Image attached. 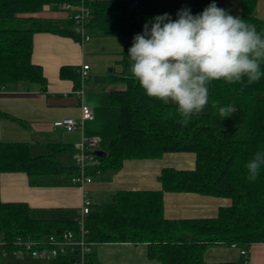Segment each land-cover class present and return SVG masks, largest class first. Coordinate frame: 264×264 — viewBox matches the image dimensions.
Wrapping results in <instances>:
<instances>
[{
  "label": "trees",
  "instance_id": "obj_1",
  "mask_svg": "<svg viewBox=\"0 0 264 264\" xmlns=\"http://www.w3.org/2000/svg\"><path fill=\"white\" fill-rule=\"evenodd\" d=\"M218 1L87 0L91 9L88 30L134 38L143 33L145 23L150 28L157 16L167 13L176 20L182 9H189L195 16L211 3L218 6ZM257 1L241 0L239 17L264 35V20L254 14ZM67 2L78 1L0 0V91L18 81L47 88L43 69L32 60L35 34L79 35L68 16L43 17L39 13L46 6L63 11ZM132 43L125 45L120 68H113L109 76L110 102L119 110L115 134L107 155L94 153L98 163L87 173L92 178L101 171L117 172L125 159L161 158L167 152H194L196 167L167 166L159 175L162 189L119 190L111 203L92 204L86 220L89 239L94 243L145 242L150 258L157 259V264H207L204 254L209 246L237 245L247 252L241 264H248L249 246L264 242V168L256 181L250 182L245 167L256 151L264 150V75L250 85L245 79L243 90L240 83L212 81L209 111L193 116L184 126L179 123L181 117L175 105L149 98L132 78L128 57ZM261 71L264 73V64ZM61 75L80 86L78 69L63 66ZM229 105L236 110L224 119L219 107ZM50 148V154L33 156L27 142L0 141V180L4 173L23 172L35 184L65 183L62 176L71 182L70 177L78 170L76 164L66 166L55 155L67 146L55 143ZM166 191L230 197L232 203L221 207L216 217L169 219L164 216ZM66 229H78L76 217L43 218L26 202H0V237L8 250L14 249L18 238L43 240ZM73 260L74 256H59L49 264H72ZM87 264H100L93 252Z\"/></svg>",
  "mask_w": 264,
  "mask_h": 264
},
{
  "label": "crops",
  "instance_id": "obj_2",
  "mask_svg": "<svg viewBox=\"0 0 264 264\" xmlns=\"http://www.w3.org/2000/svg\"><path fill=\"white\" fill-rule=\"evenodd\" d=\"M218 7L233 16L242 13L241 0H219ZM254 14L264 20V0H258ZM43 17H66L63 11H54L50 6L40 13ZM90 32V30H89ZM126 36L106 35L90 32L87 40L52 32H39L34 36L33 63L41 66L46 77V89L36 83L16 82L0 91V141L27 142L33 156L50 154L51 144L60 143L67 149L55 153L56 157L68 160L71 150L83 137L97 138L98 148L107 151L114 136L115 116L101 112L110 102L109 76L113 68L119 69L121 52L127 43ZM89 64L90 75L85 83L83 101L75 93L76 81L61 75L63 66L76 69ZM119 66V67H118ZM110 68V73H108ZM99 96V100L96 99ZM98 101V102H97ZM85 103L94 113L92 119L84 121L82 128L68 130L56 126L55 122L65 118L81 119V105ZM113 106V105H112ZM112 113L108 111L107 113ZM206 112V110L204 111ZM109 120V122H107ZM106 123L103 134L93 130L95 124ZM95 125V126H94ZM62 159V160H61ZM75 160L66 166L75 165ZM194 169V152H167L161 158H128L117 172L101 171L93 175V181L86 186V192L62 176L65 183L41 185L32 183L23 172L4 173L0 180V202L22 201L33 207L43 218H59L65 215L77 217L84 199L92 204H106L113 201L119 190H160L159 180L163 168ZM232 203L230 197L201 194L198 192L166 191L163 195L164 216L169 219H192L216 217L219 209ZM73 210L75 214L72 215ZM59 214V215H58ZM93 254L100 264H157L150 258L145 242H102L93 244ZM8 256V255H7ZM6 256V257H7ZM248 264H264V242L253 243L248 249ZM17 259L22 264H36L31 258ZM207 264H241L243 256L237 245H211L204 254ZM37 264H49V260Z\"/></svg>",
  "mask_w": 264,
  "mask_h": 264
},
{
  "label": "clouds",
  "instance_id": "obj_3",
  "mask_svg": "<svg viewBox=\"0 0 264 264\" xmlns=\"http://www.w3.org/2000/svg\"><path fill=\"white\" fill-rule=\"evenodd\" d=\"M177 16H157L150 28L145 23L128 50L129 71L149 98L175 105L179 123L186 126L204 112L212 81L240 83L243 90L245 79L248 85L261 79L264 35L216 3L198 15L182 9ZM235 110L219 107V115L225 119ZM245 167L246 179L256 181L264 168V150L256 151Z\"/></svg>",
  "mask_w": 264,
  "mask_h": 264
},
{
  "label": "built area",
  "instance_id": "obj_4",
  "mask_svg": "<svg viewBox=\"0 0 264 264\" xmlns=\"http://www.w3.org/2000/svg\"><path fill=\"white\" fill-rule=\"evenodd\" d=\"M77 3L67 2L63 4V11L74 21V31L82 40L90 37L88 23L91 19V9L87 4V0H77ZM81 83L75 89V93L83 101L85 82L89 78L90 66L83 64L79 68ZM81 119L65 118L55 122L56 126H61L68 130L82 128L84 121L94 117L91 107L84 102L81 105ZM99 140L93 137H83L82 141L76 145L77 153L75 154V164L78 168L77 172L70 177L73 184L80 186L82 189L88 182H91V175L87 173L88 168L98 163L94 157V150ZM92 202L89 198H85L79 213L76 217L78 229H66L64 231H56L49 234L43 240L32 238H18L14 243V249L8 250L3 238L0 237V246L4 249L3 256L6 257L10 253L20 258H31L42 261H50L59 256H74L72 264H87L90 254L93 252L94 242L89 239V229L86 226L87 216L90 213ZM246 250H241L242 255H247ZM1 261V257H0Z\"/></svg>",
  "mask_w": 264,
  "mask_h": 264
},
{
  "label": "rangeland",
  "instance_id": "obj_5",
  "mask_svg": "<svg viewBox=\"0 0 264 264\" xmlns=\"http://www.w3.org/2000/svg\"><path fill=\"white\" fill-rule=\"evenodd\" d=\"M47 7V6H46ZM45 8V7H44ZM51 9H53L55 12L57 11L56 9H54L53 7H50ZM127 39V38H126ZM127 40H129V41H133V38L132 37H128V39ZM119 67V66H118ZM120 68V67H119ZM109 72L108 73H110V68H109V70H108ZM209 86H210V84L208 85V88H209ZM96 99L97 100H99V96L98 95H96ZM210 100H211V97H210V92H209V101H208V105L205 107V109H204V111L206 110V111H209V109H210ZM98 102V101H97ZM100 109H101V112H103V113H105L106 115H108L109 117H113V116H115V128H112L113 129V131H114V133H115V130H116V126H117V118H118V115H119V110H118V108L116 107V106H112L111 105V103L108 105V107L107 108H105V107H102L101 108V106H100ZM112 111V113L110 112V113H107L108 111ZM107 122H109V120H107ZM95 125H98V126H96V127H94L93 128V130L94 131H96L97 129H98V131H97V133H100V134H103V132H105L106 131V126H111L112 125V122H110L109 123V125L106 123V121H104V123L102 124V123H100V125L99 124H95ZM94 125V126H95ZM98 145H99V142H97V146H96V148L94 149L93 148V150L95 151V150H97V149H99L100 150V148H98ZM102 150V149H101ZM65 151H67L68 152V154L70 153L71 155H67V156H69V158H68V160H62L63 161V163L64 164H66V165H68V163H72V159L73 160H75V154L77 153V150H75V154H72V151L71 150H65ZM103 151H105V150H103ZM76 161V160H75ZM93 181V178H92V180H91V182ZM91 182H88L86 185H85V188H86V186L89 184V183H91ZM83 189V191L84 192H86V189ZM72 215H74L75 214V211L73 210V213H71ZM38 216H39V214H37ZM59 215V214H58ZM40 217V216H39ZM3 254H4V249L0 246V257H1V261H0V263L1 264H22L23 263V261H20V260H18L17 258V256L16 255H14V254H12V253H10L7 257H4L3 256ZM20 259V258H19ZM35 260H38V259H35ZM38 261H42V260H38ZM38 261H34L33 263H39ZM43 262H45V261H43Z\"/></svg>",
  "mask_w": 264,
  "mask_h": 264
},
{
  "label": "water",
  "instance_id": "obj_6",
  "mask_svg": "<svg viewBox=\"0 0 264 264\" xmlns=\"http://www.w3.org/2000/svg\"><path fill=\"white\" fill-rule=\"evenodd\" d=\"M95 153L98 154V155H102V156L107 155V151H103L101 149L100 150L99 149L95 150Z\"/></svg>",
  "mask_w": 264,
  "mask_h": 264
}]
</instances>
